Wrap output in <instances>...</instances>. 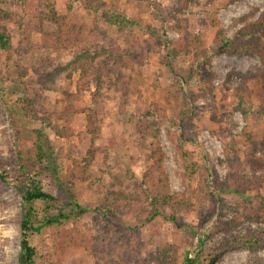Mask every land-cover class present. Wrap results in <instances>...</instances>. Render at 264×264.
Here are the masks:
<instances>
[{"label":"rangeland","instance_id":"374dc122","mask_svg":"<svg viewBox=\"0 0 264 264\" xmlns=\"http://www.w3.org/2000/svg\"><path fill=\"white\" fill-rule=\"evenodd\" d=\"M103 3L94 10L83 0H0V23L10 27L13 45L11 61L0 52V63L16 83L13 93L0 98V264H19L22 209L13 176L3 180L1 167L15 172L19 152L30 156L35 131L44 127L39 120L21 117L16 100L33 94L55 118L64 106V93L76 92L78 74L70 64L85 47L97 53L118 47L125 57L131 56L135 68L124 70L131 99L124 100L119 92L111 98L95 143L86 134L84 113L68 124L54 121L47 128L58 154L60 179L68 196L83 206L105 212L106 203L114 210L119 194L128 203H138L143 212L135 209L116 220L93 211L59 229H44L31 238L39 254L50 256L54 264H186V258L203 249L215 255L212 264H264V247L254 252L226 244V239L250 232L264 239V221L248 219L260 211L264 198V154L256 149L264 143V89L254 80L263 65L256 52H220L215 39L222 30L232 44L250 41L252 34L246 32L254 30L264 13V0ZM3 14L15 23L3 21ZM107 14L123 17L121 31L108 23ZM54 16L72 23L80 36L81 43L69 52L47 48L61 37L51 21ZM253 32L254 37L260 34ZM188 38L201 42L202 48L179 54L172 42ZM197 71L209 74L211 83L194 79ZM244 82L247 91L240 87ZM91 95L85 93L81 108L92 106ZM182 114H187L183 126ZM64 126L72 132L66 138L56 135ZM169 131L175 140H184L197 173L187 203L178 210L160 205L161 214L151 219L152 197L160 193L152 174L155 152L163 154L168 195L176 202L186 192L183 163ZM76 163L84 176L68 171ZM44 187L53 195L63 194L51 176L44 178ZM55 206V212L70 211L69 206ZM229 223L236 226L226 230ZM122 234L133 238L132 245H122ZM81 243L88 248L79 247ZM164 248L170 251L159 256Z\"/></svg>","mask_w":264,"mask_h":264},{"label":"trees","instance_id":"16d2710c","mask_svg":"<svg viewBox=\"0 0 264 264\" xmlns=\"http://www.w3.org/2000/svg\"><path fill=\"white\" fill-rule=\"evenodd\" d=\"M88 7L98 10L103 8V0H83ZM213 1V0H211ZM5 22L14 24L15 20L7 14H3ZM107 21L113 27H119L121 31L123 29V17L118 14H107ZM1 21V20H0ZM51 21H53L60 30L59 39L52 41L47 48L54 47V50L69 52L74 45L81 43L80 36L75 34L74 25L69 22H65L63 18L54 16ZM254 30L258 31L257 37L252 36L253 31L250 30L246 32L247 35H251L250 41L241 40L240 42L231 43L226 39L225 33L219 30L216 35V40L219 43L220 52H232L236 54L256 52L262 62V71L259 72L255 82H258L263 86L264 89V13L260 15L258 21L253 24ZM77 33V32H76ZM80 33V32H79ZM263 39V40H262ZM191 38L183 41H173L172 45L179 50V54L182 53V49L192 50L202 48L201 42H193ZM169 43V42H168ZM94 44V43H93ZM61 45V46H60ZM60 46V47H59ZM168 47V46H167ZM41 48H35L34 50L38 52ZM12 34L10 27L7 23H0V52L7 54V61H11L12 56ZM102 53H97L99 51L91 47H85L81 50L79 54H74V59L71 61L70 67L73 69L74 73L78 74V78L75 80L76 92L70 93L66 91L64 93V106L61 108L58 115L55 118L52 117L51 113L47 109L43 110L41 104L37 102L33 94L26 95V97H21L16 100V108L21 117L26 120L36 121L39 120L44 124V127L40 130H36V139L33 143L32 154L27 158L22 156L19 152L18 169L11 173L3 166L1 167V177L3 180H7V176H13V183L20 194L22 200L21 209V241H20V255L19 264H54L50 256H41L38 252V248L31 243V238L34 235H40L44 229H59L64 227L69 222H76L78 217H81L87 213L97 211L100 212L99 207L92 208L90 206H83L79 203L74 196H68V191L63 186L60 177V164L58 162V154L55 152L52 141L47 133V128L51 129L54 121H61L63 124H68L73 121V119L81 114H86V134L90 136L93 143L98 139L100 132V124L103 121V117L106 114L107 105L111 98L115 96L117 92L121 95L124 100L131 99V93L129 90L130 80L126 79L124 76V70L128 68H135L133 62L131 61V56L125 57L122 54L120 48H113L112 51L104 50L101 48ZM153 53L155 50L150 48ZM159 51V50H157ZM156 52V51H155ZM202 54L203 49H202ZM158 53V52H156ZM103 56H108L110 58H102ZM172 56V55H171ZM101 57V58H100ZM100 58V59H99ZM108 60H111V64L108 65ZM6 61V62H7ZM169 56H166L165 62L168 64ZM4 64L0 63V98H6L11 93H13V88L16 87V83L9 80L7 71L4 69ZM194 79L204 82L211 83L209 74L206 72H195L193 74ZM249 79H246L248 81ZM92 86L95 90L92 91ZM246 91L247 82H244L242 86ZM87 91H91L92 106L88 109L81 108V104L84 99V95ZM44 113L46 115L44 118H39L38 114ZM51 115V116H50ZM187 114H182L180 121L182 122L186 118ZM66 126L62 127L60 130L56 131V135L59 137H68L72 135L71 131L66 130ZM151 133L156 136V131L150 129ZM153 131V132H152ZM170 139L176 143L179 155L181 157L183 168H184V186L186 187V192L181 200L174 202L172 198L167 193V179L163 172V154L160 151L153 154L154 164L152 174L154 179L158 182L159 195L152 197V207L154 208L151 215V219L158 217L160 212V205L168 206L175 210L180 209L189 200V193L192 189V184L197 173V165L193 162L191 154L186 148H184V140L179 138L175 140L171 132L168 133ZM156 144V143H155ZM158 147V145H156ZM257 151L264 154V143L257 145ZM76 170L80 175L84 176V169L77 163L68 168L70 173ZM71 175V174H70ZM46 176H51L55 179L58 188L62 191V196L53 195L45 190L44 178ZM166 193V195H165ZM166 196V197H163ZM107 199L109 197H106ZM114 210H112L108 204H104L105 212H100L105 215V218L110 216L113 219H119L122 216H127L137 209L138 203H128V200L122 195H117ZM216 204L220 202L219 198L214 199ZM69 206L70 211L66 212L63 208H60L55 212L56 206ZM137 212L140 214L143 212L139 208ZM125 213V214H124ZM107 215V216H106ZM248 219L256 221H264V198L262 199L260 211L253 216H248ZM173 221H176L173 218ZM176 223V222H175ZM236 225L234 223H229L226 230H229ZM71 240H76L74 236H70ZM122 241V245L128 246L132 245L133 238L128 234H122L119 238ZM226 244L228 247L233 248H244L251 251H257L259 248L264 247V239L261 238L256 232L246 233L242 237H235L232 239H226ZM79 247L88 248V243H81ZM170 248L165 249L159 254V256L165 257ZM161 259V258H160ZM215 259V255H209L204 252L203 249L198 250L193 258H186V264H212ZM166 260V264H176V261Z\"/></svg>","mask_w":264,"mask_h":264}]
</instances>
